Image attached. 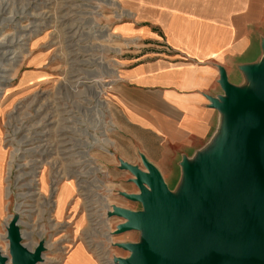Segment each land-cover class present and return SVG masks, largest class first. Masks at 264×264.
<instances>
[{"label": "rangeland", "instance_id": "obj_1", "mask_svg": "<svg viewBox=\"0 0 264 264\" xmlns=\"http://www.w3.org/2000/svg\"><path fill=\"white\" fill-rule=\"evenodd\" d=\"M133 1L0 0V43L13 44L0 50V81L2 76L6 80L0 82V253L7 263H10L11 257L6 228L12 219L19 224L18 230L22 235L20 243L28 252L35 253L36 244L40 242L46 247L41 254L46 261L37 264H61L75 242L82 244L86 217L84 199L79 195L77 184L85 185L76 183L72 177L63 180L59 177L51 188L52 178L58 174V164L52 155L36 166L35 171L39 166L40 168L38 173H32L33 177L19 179L22 174L28 172L29 168L25 166L34 158L29 159L31 157L28 154L16 151L37 146L36 143H29L21 148L20 143L30 137L31 129L42 121L45 112L37 111L41 110L43 103L53 97L60 98L61 106L64 97L69 99L70 106L74 99L79 111L86 113V130L81 129L86 134V141H81L88 146L86 162L91 164L84 170L89 172V176H85L90 183L87 186L90 192L84 189L88 191V195L92 194L90 199L103 207L101 211L113 212V208L117 207L132 212H144L141 203L124 197L139 194L140 189L134 176L123 166L130 165L145 173L147 169L143 166V161L148 160L140 155L138 162L132 164L115 153L113 146L116 121L111 98L115 86L122 81L121 71L127 59L136 63L144 53H156L164 48L162 44L155 45L151 41L133 35H123L119 31L132 30V25L137 21L136 11L132 7ZM70 36L71 43H68L65 39ZM66 42L74 45L72 49L79 53L76 56L77 61L82 62L78 68L82 69L81 76L84 80H81L82 86H75L79 92L74 87L69 89L65 85L70 84V58L66 56L69 49ZM259 80L257 77L249 80L243 88L245 100L255 95L264 102V81ZM63 89L64 95L60 94ZM81 91L82 95L79 96ZM82 97L89 102L85 103L86 106L90 107L97 102L99 107L94 110L86 108L82 103L79 106V102L83 101ZM88 97L93 98L88 101ZM72 106L75 108V105ZM62 107L67 110L64 103ZM92 113L96 119L94 115L91 116ZM235 121L240 127L231 136L228 129L222 136L209 140L191 159L182 156L178 163L177 178H167L155 166L176 202H181L193 190L191 168L208 173L213 183L214 178L219 176L217 184L212 185V191L215 192L242 168L241 155L246 154L252 158L262 155L255 149L259 137L252 134L249 121L238 117ZM232 122L233 119L230 118V125ZM81 123L84 125L83 121ZM50 126V130L55 128V125ZM15 131L16 134L13 133ZM53 164L56 167L51 166ZM21 166H24V169H21ZM23 185H32L31 199L23 198L26 191L20 189ZM109 222L115 231L117 226L125 221L115 215ZM111 238L115 245V256L128 258L130 253L118 245H147L153 238V230L147 227L121 234L114 233ZM76 246L78 248L80 245Z\"/></svg>", "mask_w": 264, "mask_h": 264}, {"label": "crops", "instance_id": "obj_2", "mask_svg": "<svg viewBox=\"0 0 264 264\" xmlns=\"http://www.w3.org/2000/svg\"><path fill=\"white\" fill-rule=\"evenodd\" d=\"M132 7L136 23L119 31L164 49L126 60L111 98L113 149L132 164L143 155L177 178L182 156L191 159L230 127L210 102L224 95L220 68L230 85L245 88L251 67L264 61V0H134ZM74 263L97 264L80 242L61 264Z\"/></svg>", "mask_w": 264, "mask_h": 264}, {"label": "water", "instance_id": "obj_3", "mask_svg": "<svg viewBox=\"0 0 264 264\" xmlns=\"http://www.w3.org/2000/svg\"><path fill=\"white\" fill-rule=\"evenodd\" d=\"M256 77L264 81V61L251 67L249 80ZM219 83L224 95L210 102L233 119L230 136L240 127L237 117L249 121L252 134L259 137L255 149L262 155H241L242 168L215 192L212 185L219 176L213 183L208 173L191 168L194 187L181 202L148 161H143L145 173L124 165L140 189L124 197L141 203L144 212L113 208L108 214L125 221L115 234L148 227L153 238L147 245L119 244L130 253L117 257L119 264H264V102L255 95L245 100V90L230 85L222 68ZM9 241L11 264L39 263L40 252H28L17 232L10 231ZM10 263L0 253V264Z\"/></svg>", "mask_w": 264, "mask_h": 264}, {"label": "bare ground", "instance_id": "obj_4", "mask_svg": "<svg viewBox=\"0 0 264 264\" xmlns=\"http://www.w3.org/2000/svg\"><path fill=\"white\" fill-rule=\"evenodd\" d=\"M61 19L62 18H60V20ZM66 29H68V28L66 27ZM71 39L72 38L70 36V38L65 39V40H67L68 43H71ZM10 45H13V44L11 42L8 44H5L4 42H2V43H0V50L8 48ZM70 45L69 44L67 45L69 49H68V53L66 55L67 57L70 58V62H69V64H70L69 83L70 84H65V85L69 89H72V87H74V89H75V86L81 85L83 83V81H81V80L82 79L84 80V78H82V76H81L82 69L78 68V65L82 64V62L80 63L79 61H77L78 58L76 56L79 55V53L78 52L76 53V50L72 49V47L74 45H71V46ZM5 81L6 80L2 76V80L0 82H5ZM90 90L91 89H89V91ZM87 94H90V93H87ZM93 95H94V93H93ZM83 97H82L83 101L79 102V106L81 103L83 105L87 102V100ZM95 97H97V94H95ZM59 99L60 98L57 96V97H53L51 99H48L45 103H43L41 110L37 111V113H40L42 110H43V112H45V115L43 116L42 121L37 123L38 125L36 124L35 127L33 126L34 128H32L31 131L29 132L30 137L25 138V140L21 141V143H20L21 148H23L22 146L24 144L27 146V144H29V143H32V144L36 143L37 146L32 147V148L27 149V150L18 149L16 151L18 153L28 154L31 157L29 159L34 158V160H30L26 164L25 167L29 168V170L26 174H22V176L19 178L20 180L28 179V176L33 177L34 175H32V173H34V172L38 173L37 171H39L40 166L37 169V171H35L36 166L39 165L41 161L43 162L44 160H47V159H45L47 156L51 157V154L56 155L57 163L59 164L58 166L61 167V168L57 167L59 169V174L61 175L60 179H64L68 175H73V177H77L76 178L77 180L82 177V174L79 171L82 170V167H83L82 163H84L83 158L87 156L86 155V153H87L86 148H88V146H87V144H85V142L81 141V136H85V134H84V131H81L79 129V127H81L83 125V123H81L82 120L79 118H76L77 110H79V107L76 104V101L73 99L71 104L75 105V108H77V110L75 112L64 110L63 107L59 104ZM92 112H94V111H92ZM50 125H55V128L53 130H50V128L52 127ZM65 125L67 127H69L70 129L65 127ZM18 130H16V131H18ZM71 130H73V131H71ZM16 131L13 133L16 134ZM74 134H76V135H74ZM76 137H78V138H76ZM29 159H27V161ZM73 159L76 161H73ZM51 161H49V163ZM52 163H54V162H52ZM20 168L24 169V166H21ZM80 180L81 179H79V181ZM79 181H78V183H80V184L84 183V180L80 181V182ZM17 183L19 184V182H17ZM31 188H32V185H28L26 187H24V185H23L20 187L21 190L22 189L26 190L25 193L23 194L24 199H28L31 196H33V193H31V190H30ZM79 188L82 190H85L84 189L85 186L80 185ZM82 195H85V197L88 196V194L86 193V190H85V193H83ZM33 208L35 209V206ZM18 215H20L19 212H18ZM18 225L16 224L14 219L10 220L9 225L6 228L7 235L9 236L10 231H15V232H17L18 237L21 239L22 235H20L21 233H20V230H18ZM36 245L37 246H36L35 251H34L35 253L40 252V254H42V251L46 250V247L43 246L42 242H40ZM8 247H9V244H8ZM41 261L42 262L46 261V260H44L43 255L40 256L39 262H41Z\"/></svg>", "mask_w": 264, "mask_h": 264}, {"label": "built area", "instance_id": "obj_5", "mask_svg": "<svg viewBox=\"0 0 264 264\" xmlns=\"http://www.w3.org/2000/svg\"><path fill=\"white\" fill-rule=\"evenodd\" d=\"M62 91L63 92H61L60 94L64 95L65 90L63 89ZM76 91H78V90H76ZM82 91L80 93H78L79 96L82 95ZM90 98H93V97H88V101ZM68 100L69 99H65V97H64L63 103H64V106L66 107V109L67 110L70 109V111L77 110L76 108H74V106H72V105L70 106V104L68 103ZM99 102L102 103L103 101L99 100ZM63 103H62V106H63ZM65 103H67V104H65ZM87 103H89V102H87ZM86 104H85L86 108H91L94 110H96L99 107L97 105V102L90 107L86 106ZM84 111H85V109H84ZM95 114H96V112H95ZM87 115H90V114H87ZM93 115H94V113L91 114V116H93ZM85 116H86V113L80 112L79 110H77L76 117L80 118V119L82 118V121L84 122V125L81 126L80 130L81 129L86 130V128H85ZM93 117L96 119L95 115ZM81 139L83 141H86V134H85V137L81 136ZM51 155L55 156V159L57 161L56 155L55 154H51ZM73 161H76V160L73 159ZM85 161H87V157L83 158L84 163H82L83 167H82L81 173L82 174L85 173V174L82 175L80 181L84 180L85 183H83V184L85 185V188L88 189L87 186L90 184L88 182V178H87L89 176V172L84 171V170H86L87 167L90 166L91 164H89L88 162H85ZM56 164H58V163L56 162ZM52 166L56 167L55 164H53ZM91 168L93 170H96L95 167H91ZM85 175H87V177ZM60 176L61 175L59 174V169H58L57 176L55 175L52 178L51 188L54 186L55 179H57V178L59 179ZM68 177H72L76 183L79 181V179L76 180L73 177V175H68L64 179H67ZM60 180H63V179H60ZM77 190L79 192V195L82 197L81 199H84V206H85L84 214L86 217V226L83 229L82 240H81L83 246H85L87 248L89 253L93 256L94 260L97 262V264H119V262L115 260L118 256L117 255L115 256V254L113 253V249H114L115 245H113L112 238H111L112 234H114L116 232V229L114 231V229H112L111 222H109V221H111V218L114 217V216L108 215V213H111L112 211L111 210L101 211L103 207L100 204H96L95 200L90 199V196L92 194L89 193L90 195H88L87 197H85V195H82L85 190L80 189L78 184H77ZM86 192H88V191H86ZM89 192H90V190H89ZM106 206L107 205L105 203L104 207H106ZM65 252L67 253V250Z\"/></svg>", "mask_w": 264, "mask_h": 264}]
</instances>
